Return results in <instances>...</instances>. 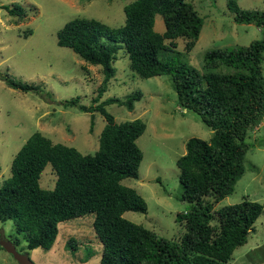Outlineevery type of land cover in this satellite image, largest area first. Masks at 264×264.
Returning a JSON list of instances; mask_svg holds the SVG:
<instances>
[{"label":"trees","instance_id":"1","mask_svg":"<svg viewBox=\"0 0 264 264\" xmlns=\"http://www.w3.org/2000/svg\"><path fill=\"white\" fill-rule=\"evenodd\" d=\"M5 7L17 23L23 21L20 5ZM227 8L236 23L264 27V10L241 9L235 0H227ZM123 10L125 20L118 27L77 17L56 33L58 46L100 67L102 82L89 105L81 104L79 97L62 102L64 108L90 113V131L94 113L103 117L97 150L83 154L39 131L32 133L0 183V222L12 219L27 249H48L58 223L91 215L101 245L99 264H229L263 211L261 203L246 197L219 209L214 206L233 192L245 171V155L258 142L247 138L264 119V38L205 51L200 72L179 60L160 58L163 52L173 51L177 38L184 41L185 52L194 47L204 19L191 1L131 0ZM156 15L164 24L161 33L154 30ZM119 49L139 77L169 75L178 106L195 113L212 132L209 140L188 138L185 152L175 160L183 189L180 200L189 206L176 216L184 231L175 240L123 217L127 211L146 213L147 204L134 188L121 183L138 177L142 152L136 139L145 123L141 119L116 122L106 109L115 103L132 110L142 94L134 91L122 99L100 100L114 77ZM0 77L21 92L42 91L40 84L16 81L8 73ZM47 164L56 176L51 189L39 185ZM11 242L19 244L17 238ZM68 244L76 245L72 239Z\"/></svg>","mask_w":264,"mask_h":264},{"label":"rangeland","instance_id":"2","mask_svg":"<svg viewBox=\"0 0 264 264\" xmlns=\"http://www.w3.org/2000/svg\"><path fill=\"white\" fill-rule=\"evenodd\" d=\"M131 0H0V76L8 73L16 81L40 84L42 91L21 92L0 79V183L9 175L10 163L28 137L39 131L54 143L75 147L83 154L98 148V138L105 121L75 107L64 108L62 102L79 97L89 105L102 82L99 66L83 61L71 49L58 46L56 33L74 18H95L112 26L124 23L123 7ZM204 23L191 51L185 52L184 41L175 40L173 51L163 52L161 59L176 60L202 72L205 51L234 45H247L264 38V27L233 21L227 0H189ZM241 9L264 10V0H235ZM18 4L25 15L23 21L8 13L5 6ZM154 30H164L162 18L155 16ZM31 32V34H30ZM113 63L115 74L100 100L124 98L139 91L142 96L132 110L115 103L106 106L116 122L141 119L144 132L136 139L142 152L137 178L122 180L134 188L147 204L146 213L127 211L126 219L152 229L159 236L177 239L184 231L176 220L188 209L181 201L182 186L175 160L185 152L190 137L209 140L210 128L192 112L181 109L169 75L141 78L129 68L126 53L119 49ZM264 67V60L262 62ZM1 78V77H0ZM49 93L48 97L46 93ZM255 144L245 155L243 175L234 190L221 199L214 209L235 204L246 197L263 205L254 223V231L245 244L237 247L229 264L264 262V119L250 131L247 140ZM56 176L47 164L39 177L45 189L54 186ZM92 216L73 218L57 225V235L48 249H27L26 241L17 233L13 220L0 222V240L19 244L16 249L28 255L35 264H99L101 245L92 230ZM74 240L76 245L68 244ZM0 264H19L12 254L0 248Z\"/></svg>","mask_w":264,"mask_h":264},{"label":"water","instance_id":"3","mask_svg":"<svg viewBox=\"0 0 264 264\" xmlns=\"http://www.w3.org/2000/svg\"><path fill=\"white\" fill-rule=\"evenodd\" d=\"M0 246L5 249L8 253L12 254L14 259L19 264H35L27 254L21 253L16 249V246L10 240H0Z\"/></svg>","mask_w":264,"mask_h":264}]
</instances>
